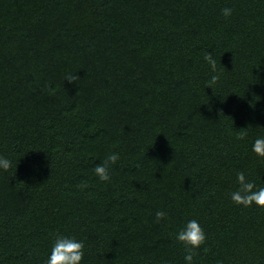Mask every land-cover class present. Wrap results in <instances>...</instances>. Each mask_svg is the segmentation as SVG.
<instances>
[{
	"label": "trees",
	"instance_id": "16d2710c",
	"mask_svg": "<svg viewBox=\"0 0 264 264\" xmlns=\"http://www.w3.org/2000/svg\"><path fill=\"white\" fill-rule=\"evenodd\" d=\"M257 135L264 0H0V264H42L56 231L84 239V264H183L186 218L208 235L197 264H264V209L228 198L238 170L264 186Z\"/></svg>",
	"mask_w": 264,
	"mask_h": 264
},
{
	"label": "clouds",
	"instance_id": "9594fccd",
	"mask_svg": "<svg viewBox=\"0 0 264 264\" xmlns=\"http://www.w3.org/2000/svg\"><path fill=\"white\" fill-rule=\"evenodd\" d=\"M221 14L225 19L233 15L232 7L221 8ZM209 75L204 80L205 88H211L220 81L221 71L217 66V59L213 55V50H206L203 55ZM65 80L77 81L78 76L67 75ZM207 103V102H206ZM204 104V103H203ZM247 132H241L236 139L243 140ZM250 150L258 158H264V135H257L253 138ZM121 162L119 151L109 150L101 158L100 163H96L92 169L93 175L99 181L111 182V172L114 167ZM13 167V160L7 156L0 155V171L7 172ZM77 187L83 192L89 188L87 180L81 181ZM228 198L235 205L264 209V186L258 185L246 175L245 171L238 170L235 173V189L228 193ZM169 213L164 209H158L154 215V223H159L168 219ZM173 239L182 251L183 264H197L196 257L200 251H206L208 240L207 232L198 218H186L175 229ZM85 241L79 237L75 231H56L50 237L49 248L42 264H84ZM222 264V262H219Z\"/></svg>",
	"mask_w": 264,
	"mask_h": 264
}]
</instances>
